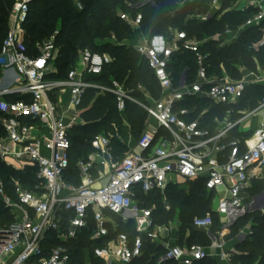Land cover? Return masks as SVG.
Segmentation results:
<instances>
[{
	"label": "built area",
	"instance_id": "built-area-1",
	"mask_svg": "<svg viewBox=\"0 0 264 264\" xmlns=\"http://www.w3.org/2000/svg\"><path fill=\"white\" fill-rule=\"evenodd\" d=\"M35 1L14 0L0 46V83L8 80L9 84L0 89V162L16 169L34 168L40 183L28 189L13 179L16 199H12L0 180V200L14 218L0 227V264H73L69 244L89 229V222L92 240L108 236L110 229L115 233L104 245L93 248L98 264H130L139 258L142 234L165 249L156 264L168 260L193 264L204 258L230 264L233 250H226V245L231 226L250 212H264V203L257 205L264 198V190L259 194L248 191L251 179L264 177V96L253 109H237L236 118L232 117L233 106L248 86L263 84L264 76L248 70L242 62L237 65L240 78H232L222 66L221 74H208L207 54L201 49L205 40L172 28L171 37H149L139 30L140 12L134 16L119 12L120 19L137 31L134 48L152 71L160 90L157 98L146 89L145 100L138 101L116 80H111L110 86L89 80L112 62L108 54L89 49L78 52L76 64L64 79L49 78L56 72L58 30L36 44L35 55L20 48L29 7ZM229 1L231 6L226 10L253 12L221 46L231 45L242 30L253 27L260 32V39L251 48L258 50L264 44V0ZM147 3L154 5V0H139L132 6ZM221 4L222 0H210L206 13L191 17L206 20L221 9ZM225 34L232 32L226 30ZM178 51L194 54L196 67L192 74L185 67L174 77L168 69ZM89 88L113 93L120 112L125 101L139 105L146 111L145 127L136 140L130 134L124 140L116 135L125 146L120 154L115 153L109 136L97 134L90 142L93 151L77 163L80 183L75 185L63 177L69 163V131L83 123L80 105ZM7 94L29 98L7 101L3 98ZM203 100L229 106L221 119H214L213 129L203 125L202 117L209 110L201 105ZM256 116L262 122L249 137H230L233 130L247 132ZM171 173L184 182L201 181L213 193L211 212L217 216L216 229L210 212L192 219V226L208 239L207 246L177 242L181 224L178 210L171 221L157 224L152 215L155 206L140 205L139 193L147 197L156 192L164 208L171 209L165 196L169 185H177L168 181ZM234 213H238L237 219ZM114 216L122 223H133L137 236L132 241L126 233L117 232ZM246 230L247 225L236 234L238 243L246 239ZM50 234L56 244L49 243ZM84 264L94 263L86 258Z\"/></svg>",
	"mask_w": 264,
	"mask_h": 264
},
{
	"label": "trees",
	"instance_id": "trees-1",
	"mask_svg": "<svg viewBox=\"0 0 264 264\" xmlns=\"http://www.w3.org/2000/svg\"><path fill=\"white\" fill-rule=\"evenodd\" d=\"M36 0L29 7V16L24 24L25 34L20 48L30 55L36 54V44L52 35L57 29L58 34L55 44L58 54L54 61L56 72L48 75L49 78L64 79L68 71L74 67L78 58V52L89 49L100 54L106 53L112 58V62L103 66L102 72L96 76H90L89 80L102 86H110L111 80H116L124 86L141 83L154 98L159 96L160 90L154 79L152 71L146 61L129 45L118 43L124 40L136 41V32L127 23L120 19L118 13L125 12L135 15L142 14L139 30L149 37L162 35L171 37L169 29L184 30L188 37H200L203 31L212 35L224 31L225 28H238L253 12L249 9L245 12L234 9L226 10L231 6L229 0H222L221 9L212 13L206 20L195 19L191 16L201 15L209 10L210 0H154V5L149 3L140 7H133L139 0ZM14 0H0V46L8 29V18ZM226 10V11H225ZM58 23V24H57ZM113 38V42L109 41ZM260 39V32L253 27L242 30L240 36L229 46H219V42H204L201 46L207 54L209 64L208 74H221V66L232 77L240 78L238 71L239 62L251 71L259 67L264 69V44L258 49L251 48V44ZM102 41V42H100ZM106 41V42H104ZM185 67L195 70L196 62L194 54L189 51H178L172 56V63L168 69L174 77ZM1 75V70H0ZM263 84L248 86L236 105H234L233 118L238 114L237 109H253L263 97L261 90ZM3 98L7 101L20 99L28 100L29 96L20 94H7ZM201 105H207L209 110L202 117L204 126L214 128V119H221L225 110L229 107L223 104H208L206 100ZM80 117L83 123L74 125L69 131L71 146L69 149V163L64 171V179L72 184L80 183L77 163L86 160L93 151L90 142L99 133L109 136L110 143L116 154L124 149V143L116 137L121 135L123 122L129 125L130 135L134 140L138 139L144 129L146 111L134 102L125 101L122 112L117 109L116 96L98 88L86 90L82 104L80 105ZM252 131L238 133L231 132L230 137L247 138ZM17 179L28 189H33L40 181L35 176V169L25 167L16 169L0 162V180L5 192L16 199L12 188V180ZM264 190V177L253 178L250 181L248 191L259 194ZM166 200L171 209L166 210L163 206L159 193H150L143 197L140 193L138 198L140 205L150 207L154 205L153 219L157 224L168 223L176 210L179 211L180 227L178 233L184 236L189 233L184 241L190 245L199 243L207 246L208 239L204 233L192 226L194 216H202L210 212L213 217V229H216L217 216L211 212L212 192H208L201 181H187L181 185H169L165 192ZM118 222L117 232L127 234L132 241L137 233L131 221L122 223L117 216L113 217ZM10 211L4 207L0 200V227H4L13 221ZM250 222V230L246 239L237 246L239 253L231 256L233 264H264V212L259 210L248 213L239 219L230 228L228 236L236 235L238 231ZM85 230L78 240L69 244L71 262L84 264L86 258H90L94 264L98 260L94 258L93 248L102 246L114 236L110 229L108 236L99 240H92L91 228ZM143 246L142 255L134 259L130 264H156L157 259L164 253L163 246L151 243L146 235H141ZM182 238L177 239L182 244ZM50 244L57 241L50 234ZM161 264H178L173 260ZM193 264H217L212 258H204Z\"/></svg>",
	"mask_w": 264,
	"mask_h": 264
},
{
	"label": "rangeland",
	"instance_id": "rangeland-1",
	"mask_svg": "<svg viewBox=\"0 0 264 264\" xmlns=\"http://www.w3.org/2000/svg\"><path fill=\"white\" fill-rule=\"evenodd\" d=\"M74 4L77 5L78 4V1L77 0H73ZM199 20H201L199 18ZM58 24V23H57ZM226 30H230L232 32V34L230 35H227L225 34ZM204 33H202V35L200 37H196L198 40H205L206 42H211V41H216V42H219V46H221L222 44H224L225 40L232 37V35L235 33V29L234 28H225L224 31L222 32H219V33H214L212 35H209L207 34L205 31H203ZM109 41L113 42V38L111 37L109 39ZM102 42V41H100ZM106 42V41H104ZM122 44H126V45H129L131 48H133L138 54L139 52L134 48V45H135V41L132 42L131 40H124L120 43H118V45H122ZM140 55V54H139ZM251 71V70H250ZM254 72H256L258 75H262L264 76V69L262 68H258L257 70H255ZM95 83V82H94ZM97 85H99L98 83H95ZM120 85H122V83H119ZM0 85H2V83H0ZM111 85V84H110ZM263 86H264V83H263ZM124 91L130 95L132 98L138 100V101H142V100H145V96H144V93L146 92V88L144 87L143 84L141 83H136L134 85H129V86H124ZM261 93H262V96H264V87L263 89L261 90ZM261 117L259 116H256L254 119H253V122L255 121H259ZM145 125V124H144ZM126 126V124L123 122V128L121 130V139L124 140V139H127L128 138V135L130 134L129 132V129L127 127H124ZM252 126H254V124H252ZM145 127V126H144ZM168 181L170 183H173V184H177V185H181L183 186V184L185 183L183 181V178L182 177H179L177 175H174V174H169L168 175ZM216 203H217V198H215L214 202H213V206L215 207L216 206ZM176 212L174 213L173 215V218L175 216ZM172 218V219H173ZM171 219V220H172ZM170 220V221H171ZM176 238L177 239H180L182 238V241H184V238H185V235L184 236H181L179 235V233H176Z\"/></svg>",
	"mask_w": 264,
	"mask_h": 264
},
{
	"label": "crops",
	"instance_id": "crops-1",
	"mask_svg": "<svg viewBox=\"0 0 264 264\" xmlns=\"http://www.w3.org/2000/svg\"><path fill=\"white\" fill-rule=\"evenodd\" d=\"M0 77H1V75H0ZM2 83V85H0V89L1 88H4V87H8V80H5L4 82H1ZM66 95L64 94L63 96H62V100L63 101H65L66 100ZM262 122V118H260V120L259 121H255V122H253V120H252V122H250L251 124H250V126H249V128H247L248 129V131H252L255 127H256V125H257V123H261ZM124 123L125 124H128L126 121H124ZM252 124H254V126H252ZM124 127H127V125L126 126H124ZM128 128V127H127ZM245 128V129H246ZM129 129V128H128ZM247 131V132H248ZM90 155V154H89ZM88 155V156H89ZM87 156V157H88ZM264 203V198H261V199H259V201H258V204L257 205H262ZM246 226V225H245ZM249 230H250V223L249 224H247V232H249ZM188 232L185 234V237H187L188 236ZM235 236L236 235H232V236H227V239H228V242H227V245H226V250H229V249H232L233 250V253H232V255H235V254H237V253H239V250H238V248H237V246H238V242H237V240H236V238H235ZM231 255V256H232ZM217 264H227L226 262H222V263H217ZM230 264H233L232 263V261L230 260Z\"/></svg>",
	"mask_w": 264,
	"mask_h": 264
},
{
	"label": "bare ground",
	"instance_id": "bare-ground-1",
	"mask_svg": "<svg viewBox=\"0 0 264 264\" xmlns=\"http://www.w3.org/2000/svg\"><path fill=\"white\" fill-rule=\"evenodd\" d=\"M233 216L237 219L239 217L238 213H234Z\"/></svg>",
	"mask_w": 264,
	"mask_h": 264
}]
</instances>
